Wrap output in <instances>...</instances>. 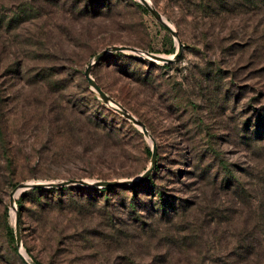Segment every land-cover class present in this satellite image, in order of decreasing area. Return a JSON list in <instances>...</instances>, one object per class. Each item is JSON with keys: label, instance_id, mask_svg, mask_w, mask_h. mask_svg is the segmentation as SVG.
<instances>
[{"label": "rangeland", "instance_id": "obj_1", "mask_svg": "<svg viewBox=\"0 0 264 264\" xmlns=\"http://www.w3.org/2000/svg\"><path fill=\"white\" fill-rule=\"evenodd\" d=\"M150 2L0 0V264H264V0Z\"/></svg>", "mask_w": 264, "mask_h": 264}, {"label": "water", "instance_id": "obj_2", "mask_svg": "<svg viewBox=\"0 0 264 264\" xmlns=\"http://www.w3.org/2000/svg\"><path fill=\"white\" fill-rule=\"evenodd\" d=\"M153 14L154 16L163 22V24L166 26V28L173 34L176 36V30L174 28H172V26H170V24L168 22H164L162 20V14L160 13V11L154 7V5L151 2H148L147 0H140ZM182 47V43L178 42V47L176 49V51L173 53L172 56H165L162 54H158V53H153V52H148L146 51V54L154 59H158L161 60L163 62H169V61H173L174 59H176L179 54H180V50ZM136 51L138 50L137 47L132 46V45H127V44H117V45H112V46H108L103 48L102 50H100L99 52H97L87 63L85 69H84V76L87 79L88 84L90 85V87L98 93V95L102 98V100L106 103L111 104V106L117 110L118 112H120L121 114H123L125 117H127L128 119L132 120L136 125H138L142 132L144 133V135L146 136H150V133L148 131V128L145 126V124L138 118H136L132 113H130L127 109H125L123 106H121L116 100H114L112 98V96H110L108 93H106V91L98 84V82L96 81V79L92 76L91 74V68L92 65L100 59V57H102L104 54H106L108 51ZM111 102H114V104H112ZM156 158H157V147L156 144L154 143V141H152V145H151V155H150V164L149 166H147V168L141 173L140 175V179L142 180L143 178H145L153 169V167L155 166L156 163ZM138 179H133L130 181H137ZM75 183H80V184H87V185H92V186H99V187H106V186H119V185H124L126 183H128V180H118V179H99L96 181H89L87 179H82V178H67V179H63V180H59V181H47L46 183L44 182H40V181H27V182H22L20 183L16 190H24L26 188H30V187H41V186H46V187H59V186H63V185H69V184H75ZM11 196V201L13 202V192H11L10 194ZM15 239H16V244L17 246H21V240H20V232H19V228H18V220L17 217L15 219ZM18 254L22 260V262L24 264H34L31 260H29L28 258H26L25 256H23V254L20 252V250L18 251Z\"/></svg>", "mask_w": 264, "mask_h": 264}, {"label": "trees", "instance_id": "obj_3", "mask_svg": "<svg viewBox=\"0 0 264 264\" xmlns=\"http://www.w3.org/2000/svg\"><path fill=\"white\" fill-rule=\"evenodd\" d=\"M141 5V4H140ZM141 7L144 9V10H146V8L143 6V5H141ZM172 49V48H171ZM170 51H172V50H170ZM116 53L117 54H121V55H123V52L122 51H116ZM117 114V116H119L120 118H121V120H123V121H128L126 118H124V117H122L121 115H118V113H116ZM67 186H61V188H66ZM32 189H34V190H36V191H38V190H41V189H43L42 187H33ZM51 191L52 190H55L56 188L55 187H51V188H49ZM110 189H112V187L111 186H107V187H100L99 188V190H101V191H105V190H110ZM157 200H155L156 202H158V204L159 205H161V207L162 206H165L167 203L168 204H170V205H174L173 203H174V201L172 200V201H170L169 199H165L164 197H162L161 196V194L156 198ZM164 208V207H163ZM34 264H41L40 262H35V261H32Z\"/></svg>", "mask_w": 264, "mask_h": 264}, {"label": "bare ground", "instance_id": "obj_4", "mask_svg": "<svg viewBox=\"0 0 264 264\" xmlns=\"http://www.w3.org/2000/svg\"><path fill=\"white\" fill-rule=\"evenodd\" d=\"M148 2H150V0H147ZM162 20L164 21V22H167V20H165V18H164V16H162ZM112 104H114V102H111ZM114 105H116V104H114ZM149 139H151L150 138V136H147ZM17 193V192H16ZM15 193V194H16ZM20 252L23 254V256H25L26 258H28V255H27V253H26V251L23 249V247H22V245L20 246Z\"/></svg>", "mask_w": 264, "mask_h": 264}]
</instances>
